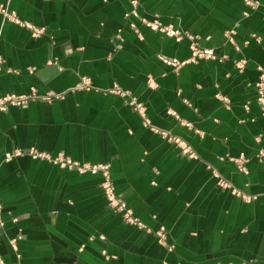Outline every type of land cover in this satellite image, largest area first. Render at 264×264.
<instances>
[{
  "label": "crops",
  "instance_id": "1",
  "mask_svg": "<svg viewBox=\"0 0 264 264\" xmlns=\"http://www.w3.org/2000/svg\"><path fill=\"white\" fill-rule=\"evenodd\" d=\"M254 1L0 0L12 15L0 13V98L59 96L0 112L4 264H264V0ZM193 43L216 58L187 62ZM16 149L110 165L116 193L165 242L108 206L100 174L4 161ZM242 156L247 173L232 161Z\"/></svg>",
  "mask_w": 264,
  "mask_h": 264
},
{
  "label": "built area",
  "instance_id": "2",
  "mask_svg": "<svg viewBox=\"0 0 264 264\" xmlns=\"http://www.w3.org/2000/svg\"><path fill=\"white\" fill-rule=\"evenodd\" d=\"M246 3L251 6H255L258 4L254 0H246ZM0 13L5 14L6 16H12L8 14L7 9H4L0 7ZM135 13V12H134ZM134 13H131L132 15ZM131 14H128L130 16ZM19 25L22 27H27L33 30L35 36H39L45 32L44 29H38L34 28L32 25L29 23H24L21 22L17 19H15ZM145 26L153 31L159 32L163 35H166L168 37H178L180 38L181 35L178 31H175L173 27H167L164 26L159 20H144L143 21ZM235 34V31L232 30L228 33V39L231 43H234L233 36ZM192 57L189 61L187 62H192V63H198L202 60H210V59H215V53L212 49H202L199 47L197 43L192 44ZM159 58L164 61V63L173 66L175 68H180L182 65L185 63H181L180 61L176 59H168L167 57H164L163 55H160ZM246 66V61L241 60L236 63V69L238 72H243ZM88 81V80H85ZM81 88H89L87 86V83L84 82L82 84ZM256 88H257V102L261 106L262 113H264V76L261 77V79L256 83ZM113 93H116L120 96L126 97L129 93L122 91L119 87H116V89L112 90ZM59 98L58 95H45L43 97H40L37 95V93H32L30 95H23V96H17V95H8L5 97L0 98V112H4L8 109L10 105H15V106H24L28 104L31 101L34 100H39L43 99L46 101H53L55 99ZM130 105L134 107V109L142 115L145 120H144V125L146 127H150L151 123L146 118V108L144 105L137 103L135 100H132L130 102ZM173 116L177 117L175 114H172ZM178 118V117H177ZM154 130V129H153ZM182 152L185 155H189L190 157H194V153L190 150L189 147L187 146H182ZM30 156L33 159H45V160H53L55 163H57L62 169H67L70 171H75L79 174H92V175H98L100 174L101 177L103 178V182L101 184V188L103 190L104 196L107 200L108 206L117 214H119L122 217V220L128 224L135 226L143 231H145L148 234H155L156 237L159 239L160 242L164 243L166 240V232L164 228H161L157 232H152L151 229H149L145 224H143L138 218H136L133 214V211L129 208L128 204L126 201H124L117 193L115 186L112 181V176H111V171H110V165L108 164H91V163H82L78 161L72 160L70 157H67L63 154L58 155L57 157H52L49 153L39 151L37 149H31L28 151H23L21 149H16L11 153H7L5 155L4 161H11L14 157L16 156ZM261 158H264V152H262L259 155ZM237 166L239 171L247 173V167L246 163L247 160L242 156L239 159H232ZM220 186L223 188H230V186L224 182L220 183ZM232 194L237 195V196H242L241 193H239L237 190L232 189ZM245 198V197H244ZM246 200H251L249 198H246ZM2 205L0 203V227L2 226ZM0 264H4V262L0 259Z\"/></svg>",
  "mask_w": 264,
  "mask_h": 264
}]
</instances>
